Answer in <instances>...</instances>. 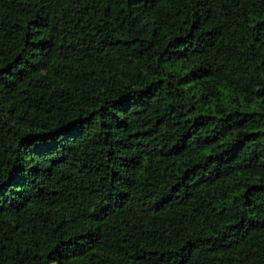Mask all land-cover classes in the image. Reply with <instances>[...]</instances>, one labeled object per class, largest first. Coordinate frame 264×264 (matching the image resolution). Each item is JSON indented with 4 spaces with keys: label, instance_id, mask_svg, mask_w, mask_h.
<instances>
[{
    "label": "trees",
    "instance_id": "obj_1",
    "mask_svg": "<svg viewBox=\"0 0 264 264\" xmlns=\"http://www.w3.org/2000/svg\"><path fill=\"white\" fill-rule=\"evenodd\" d=\"M0 264H264V0H0Z\"/></svg>",
    "mask_w": 264,
    "mask_h": 264
}]
</instances>
